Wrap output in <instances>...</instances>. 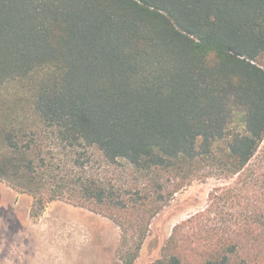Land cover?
<instances>
[{"label": "trees", "instance_id": "1", "mask_svg": "<svg viewBox=\"0 0 264 264\" xmlns=\"http://www.w3.org/2000/svg\"><path fill=\"white\" fill-rule=\"evenodd\" d=\"M12 84L0 182L32 218L64 201L105 214L123 244L136 228L134 264L163 199L124 191L120 162L158 188L169 176L173 196L205 168L240 175L264 138V0H0V94ZM179 228L149 264H250L230 235L185 262Z\"/></svg>", "mask_w": 264, "mask_h": 264}, {"label": "rangeland", "instance_id": "2", "mask_svg": "<svg viewBox=\"0 0 264 264\" xmlns=\"http://www.w3.org/2000/svg\"><path fill=\"white\" fill-rule=\"evenodd\" d=\"M13 94L24 95L20 84L6 86L0 99ZM231 131H242L240 115ZM119 165L118 181L124 191L131 188L138 197L163 199L134 264L152 262L155 251L169 242L178 226L177 242L185 262H202L213 244L233 236L240 243L239 258L264 264V138L240 175L225 178L205 168L173 196L169 176H161L158 188L157 181L128 178L129 167L124 162ZM92 166L96 172L103 169L98 159H92ZM108 177L115 182L113 175ZM32 203L30 196L0 182V264H124L123 258L134 253L136 228L128 230L123 244L121 230L105 214L53 201L32 218ZM135 215L133 220L139 222Z\"/></svg>", "mask_w": 264, "mask_h": 264}]
</instances>
